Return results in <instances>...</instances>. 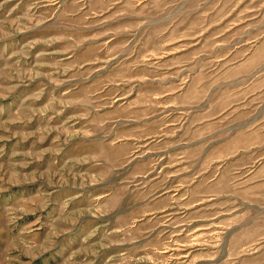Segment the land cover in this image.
<instances>
[{"label": "rangeland", "instance_id": "rangeland-1", "mask_svg": "<svg viewBox=\"0 0 264 264\" xmlns=\"http://www.w3.org/2000/svg\"><path fill=\"white\" fill-rule=\"evenodd\" d=\"M0 264H264V0H0Z\"/></svg>", "mask_w": 264, "mask_h": 264}]
</instances>
